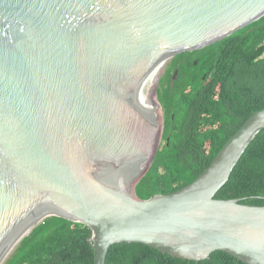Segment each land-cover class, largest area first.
Masks as SVG:
<instances>
[{"label": "water", "instance_id": "water-1", "mask_svg": "<svg viewBox=\"0 0 264 264\" xmlns=\"http://www.w3.org/2000/svg\"><path fill=\"white\" fill-rule=\"evenodd\" d=\"M263 16L264 0H0V264L53 215L92 230L95 264L124 242L264 264V205L216 197L264 108L193 182L136 192L163 140L158 90L176 55Z\"/></svg>", "mask_w": 264, "mask_h": 264}, {"label": "trees", "instance_id": "trees-1", "mask_svg": "<svg viewBox=\"0 0 264 264\" xmlns=\"http://www.w3.org/2000/svg\"><path fill=\"white\" fill-rule=\"evenodd\" d=\"M162 79L158 95L165 129L152 166L136 186L143 199L193 182L246 120L264 108V16L220 41L179 52ZM260 196H264V129L216 195L246 197L244 203L264 205ZM92 235L81 222L47 217L5 264H95ZM107 264L247 263L221 250L196 262L144 243L124 242L110 248Z\"/></svg>", "mask_w": 264, "mask_h": 264}, {"label": "rangeland", "instance_id": "rangeland-1", "mask_svg": "<svg viewBox=\"0 0 264 264\" xmlns=\"http://www.w3.org/2000/svg\"><path fill=\"white\" fill-rule=\"evenodd\" d=\"M159 103L163 105L162 101L159 99ZM163 107H160V110L162 111Z\"/></svg>", "mask_w": 264, "mask_h": 264}]
</instances>
